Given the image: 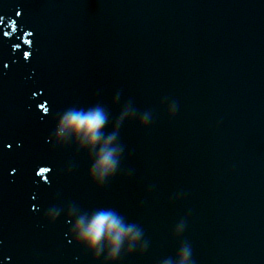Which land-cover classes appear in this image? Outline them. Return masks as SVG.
I'll list each match as a JSON object with an SVG mask.
<instances>
[{
  "label": "clouds",
  "instance_id": "obj_1",
  "mask_svg": "<svg viewBox=\"0 0 264 264\" xmlns=\"http://www.w3.org/2000/svg\"><path fill=\"white\" fill-rule=\"evenodd\" d=\"M107 120V115L101 109H94L85 114L80 112L64 114L56 124L60 133L71 130L88 146L94 148L100 145L93 167L101 177L115 170L119 163L117 153L120 149L111 146L117 139V132L114 131L106 137L102 132ZM102 140L103 143H101ZM81 225H83V219L77 221V238L96 256L106 252L108 258H115L119 256L126 240L129 241L130 246H134L140 236V233L134 230V226H124L110 214L95 215L89 219L86 226L81 227ZM178 254L180 264H189L191 251L188 247L182 246Z\"/></svg>",
  "mask_w": 264,
  "mask_h": 264
}]
</instances>
